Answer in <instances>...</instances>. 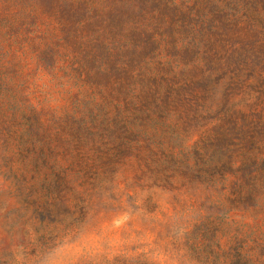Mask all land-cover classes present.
I'll use <instances>...</instances> for the list:
<instances>
[{"label":"rangeland","instance_id":"374dc122","mask_svg":"<svg viewBox=\"0 0 264 264\" xmlns=\"http://www.w3.org/2000/svg\"><path fill=\"white\" fill-rule=\"evenodd\" d=\"M0 264H264V0H0Z\"/></svg>","mask_w":264,"mask_h":264},{"label":"trees","instance_id":"16d2710c","mask_svg":"<svg viewBox=\"0 0 264 264\" xmlns=\"http://www.w3.org/2000/svg\"><path fill=\"white\" fill-rule=\"evenodd\" d=\"M76 6L79 9L78 14L80 16H83L85 13H88V11H94V7L92 5H86L80 2H75L71 4V10L70 12H74L76 9ZM86 7V8H85ZM64 195H59L57 197H52L49 199L47 206L45 207V212L49 216L50 221L53 223L56 221V216L59 212L64 210H69L74 202V197H71V194H68L66 192H63ZM82 215L85 214V210L83 209V205L81 207ZM54 227L51 229V233L54 232Z\"/></svg>","mask_w":264,"mask_h":264}]
</instances>
